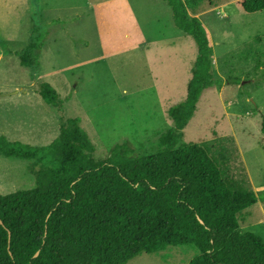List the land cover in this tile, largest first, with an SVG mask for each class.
Returning a JSON list of instances; mask_svg holds the SVG:
<instances>
[{"label":"rangeland","instance_id":"rangeland-1","mask_svg":"<svg viewBox=\"0 0 264 264\" xmlns=\"http://www.w3.org/2000/svg\"><path fill=\"white\" fill-rule=\"evenodd\" d=\"M240 1L208 0L199 15L216 84L183 146L205 145L230 183L256 193L259 203L239 226L264 242V12L245 14ZM37 41L33 66L23 67L18 54ZM197 58L194 39L159 0H0V138L46 147L62 119H80L97 162L120 145L135 157L154 155L174 127L170 110L187 99ZM44 82L60 94L64 113L41 98ZM32 165L0 157V195L36 188ZM198 255L195 247H169L128 264H190Z\"/></svg>","mask_w":264,"mask_h":264},{"label":"trees","instance_id":"trees-1","mask_svg":"<svg viewBox=\"0 0 264 264\" xmlns=\"http://www.w3.org/2000/svg\"><path fill=\"white\" fill-rule=\"evenodd\" d=\"M159 1L198 47L187 99L170 110L174 127L154 155L135 157L120 145L100 162L80 119H62L60 136L46 147L0 138V157L32 163L36 179L34 189L0 195V264H128L169 247H195L199 255L190 264H264V242L239 226L259 197L230 183L225 164L205 145L183 146L204 92L216 84L210 37L199 18L208 0ZM238 7L260 14L264 0H241ZM41 48L37 41L20 52L21 65L32 67ZM39 93L64 113L50 83Z\"/></svg>","mask_w":264,"mask_h":264},{"label":"water","instance_id":"water-1","mask_svg":"<svg viewBox=\"0 0 264 264\" xmlns=\"http://www.w3.org/2000/svg\"><path fill=\"white\" fill-rule=\"evenodd\" d=\"M263 154H264V151H263ZM0 224H3L2 220L0 219Z\"/></svg>","mask_w":264,"mask_h":264}]
</instances>
